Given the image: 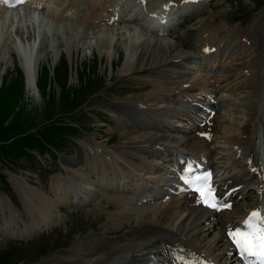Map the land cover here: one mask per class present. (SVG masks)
<instances>
[{"label":"rangeland","instance_id":"1","mask_svg":"<svg viewBox=\"0 0 264 264\" xmlns=\"http://www.w3.org/2000/svg\"><path fill=\"white\" fill-rule=\"evenodd\" d=\"M137 1L48 0L39 9L27 7L5 16L4 9L0 8V264H45L79 259L82 257L76 254L77 251L93 252V240L105 239L120 245L138 222L139 226L147 222L144 217L124 216L120 218L123 225L113 227L118 216L112 198L125 186L117 184L111 176L107 177L109 184L100 185L98 175L108 173L90 167L94 157L102 155L106 160L108 152L121 146L123 137L122 131H119V120L122 116L118 115L117 108L132 100L146 102L150 95L164 97L166 101L162 106L190 102L193 96L199 95L194 87L195 80L198 78L206 84L213 79V75L215 82L217 78L222 80V77H227L225 84L233 89L230 101L217 103L215 110L218 113L225 108L242 111L255 107V100L254 103L250 101L253 89L239 83L259 70L263 71L255 76V83L258 90H264V67L262 69L259 63L264 54V0H215L206 3L199 8L198 15L185 20L169 36L163 37L145 29ZM146 1L156 3L162 0ZM67 6H70L69 11H61ZM117 6L123 11L121 19L126 20L106 25L107 16ZM149 6L147 4L146 7ZM99 7H103L101 17L91 19V12ZM69 24H76L83 33L78 31V38L75 39L71 33L66 37L68 31L65 29L57 31L56 27ZM215 26H222L228 32L220 44L219 55L224 56L221 57L222 66L212 75L202 74L203 77H193L196 74L186 69L192 67L191 60L182 61L188 67L181 66L190 74L180 72L181 69L175 66L166 68L171 71L169 74L164 73V68L159 70L157 67L139 69L135 73L119 72L129 53L128 46H123L124 59L119 61L117 51L100 52L96 41L90 39L93 36L91 33L98 28L126 27L138 30L152 40L182 42V58H185L199 53L196 47L199 36L213 31ZM120 33L124 35L127 32L122 30ZM120 33L116 35L120 36ZM204 34L202 39L207 37ZM22 41L26 47L35 46L32 67H36V74L31 92L27 90L25 74L20 67ZM142 43L137 42L134 51ZM207 44L217 46L216 42ZM13 52L15 55H12ZM104 52H107L106 55ZM232 52L236 53L232 55ZM164 80L170 83L168 91H158V81L162 83ZM174 81H179L181 86L174 85ZM221 93L218 89V94ZM224 94L229 93L225 91ZM203 98L200 95L199 99ZM130 116L139 119L137 115ZM35 139L55 141L51 142V148H39ZM222 142L221 136L217 135L210 145L209 149L214 151L212 153L216 158ZM206 151L207 148L201 150L203 153ZM221 165L222 161H216V166ZM151 177L142 176V179L156 185L165 174L158 169ZM250 193H246L247 197L253 200V193ZM41 195H44L42 197L51 211L45 222L39 212L43 210L39 200ZM251 199L232 200L231 211L218 215L217 219L223 221L226 217H233L237 220L253 203ZM27 212H31L29 217ZM19 215L29 228L31 222L37 224L27 237L18 235L25 228L22 222L17 224L15 221ZM49 224L51 226L47 228L45 225ZM17 225L18 229L15 228ZM201 225L207 230L199 236L202 244L215 241L218 229L208 231L210 224L203 222ZM13 235L24 239L14 238ZM218 250L215 252L218 253Z\"/></svg>","mask_w":264,"mask_h":264},{"label":"bare ground","instance_id":"2","mask_svg":"<svg viewBox=\"0 0 264 264\" xmlns=\"http://www.w3.org/2000/svg\"><path fill=\"white\" fill-rule=\"evenodd\" d=\"M45 1L47 0H28L25 6L19 8L21 9L26 6H29V8L34 6L36 8ZM140 1L141 0L137 3L139 9L140 6H142L140 5ZM167 2L168 1L160 3L154 7L152 3L146 2L145 7L142 8V10H145V13L142 14L143 18L141 22L145 25L154 23L158 26L166 27L171 23L178 25L185 19L193 18L198 15L199 8L208 1L183 0L175 7H167L168 12H163L160 7L163 4H167ZM147 4L150 5L148 8L146 7ZM68 7L70 6L63 8L61 11H69ZM2 9L5 11L4 16L9 13H14L15 11L5 8ZM102 10L103 7L93 10L90 15L91 19H99ZM63 12H61V14ZM121 12L123 11L117 6L113 10V14L107 16V19H110L109 17L114 14L119 18ZM159 13L165 14V25L154 22L155 18L153 15L157 16ZM56 28L57 31L63 29L67 30L66 37L71 33L72 37L75 39L78 38V31H81L76 24L58 26ZM214 28L215 29L210 33L206 32L204 34L200 31L201 35L199 36L198 45H202V48H204L207 43L216 42L217 46H215V44L211 45L209 48L214 46L216 51L206 54H204L199 47V57L197 58L196 64H194L193 74L195 72L197 73V71H202L206 66L213 67L216 62L219 61L218 50H220L222 46L220 45L221 41L228 32H223L222 26ZM122 30H125L127 33L124 35L121 34L120 32ZM93 32L95 33H91V36H93L90 37V39L96 41V46L99 48L100 52L105 50L117 51V58L119 61L120 59H124L123 46H125V44L126 47L128 46L129 53L127 52V58L126 60L124 59L123 67L119 72L135 73L138 72L139 69L151 70L157 67L159 70H163L164 68V73L169 74L171 71L166 69L169 66H175L181 69L182 65L187 66L182 63V61L187 62L194 58L192 57L194 55L184 56L186 59L182 58L184 55L182 42L176 43L172 41L173 43H170V41L168 42L165 39L152 40L135 29L122 27L119 29L106 30L98 28ZM117 33H120V36H117ZM203 34L207 36L205 39H202ZM57 35L59 36V34ZM84 35H87L85 31ZM115 41L118 42V45H116L117 42L114 43ZM140 41L141 43L143 42L141 44L142 46L138 48L137 51H134L135 46L138 45L137 42ZM113 43L115 45L112 46ZM22 46L23 56L19 58L20 67L25 74L27 90L31 92L34 88L33 76L36 74V67H32L34 66L32 65V51L35 46L32 44L30 45L31 47H26L23 41ZM242 46L244 47L246 45L243 44ZM14 52L12 55H15ZM18 52L19 50L17 54H19ZM105 53L107 52H104V54ZM235 53L236 52H232V55ZM260 58L259 63H261L263 69L264 54H262ZM262 71L263 70L257 71L254 75L248 76L243 82L239 83V85L245 84L253 89V91L250 92V101L254 103L255 100L256 105L251 109L241 111L240 109L231 110L230 108H225L221 113H213L211 115V112L207 111V109L198 108V106L195 105V103L204 101V98L199 99L193 96L190 102L189 100L183 101V104L168 107L162 106L165 104L166 99L164 97L162 98L161 95H150L146 102H135L132 100L120 109L117 108L118 115L122 116L121 121L119 120V122H121V130L119 131H122L121 135L123 137V141L120 143L121 146L108 152L106 156L108 158L106 160L102 158V155L94 157L91 164L92 166L90 167L95 170H99L100 168V170L102 169V171L108 173L107 175H103V173L102 176L98 175V182L100 185L109 184L107 177L111 176L117 184L123 183L122 185L125 186L121 191L122 193L118 192L112 198L114 200V206L117 208L116 214L118 216L114 219L115 223L112 224L114 225L113 227L119 228L122 226V219L120 218L124 216L144 217L147 218V222L141 226H139L138 222V224L126 234L125 239H123V244L110 243V241H104L105 239H100V241H98L99 239L93 240L92 243L95 246L93 252H76V254L80 255L82 258L75 260H59L56 263H46L171 264L173 263L172 258L179 253L182 257L198 259L199 261L212 264H222L225 256L232 253L227 240L228 230L235 222L234 218L226 217L223 221L218 220L215 214L206 210L196 202L195 195L186 193L182 188H179L175 175L172 172L170 175L168 171L164 172V168L167 165H172L174 162L172 156H174L175 153H185L186 156L189 155L193 159H200V150L209 145L207 142L208 140L204 139V137L206 135L210 137V143L213 144L217 135H219L221 139H223V142L222 146H220L217 150L218 152L215 154L218 156V158L215 157V161H222V166H216L210 154L204 159H206L205 161L210 167L215 165L214 173L218 177L217 187L220 196H226L230 199L245 198L247 201V199L251 198L247 197L246 193L249 192V194H251L250 192H252L253 200L251 199V201L254 203L249 204L247 209L250 211L255 207L261 206V204L264 203V179L263 169L259 159V149L263 143L264 90H258L257 83H255V76L260 73L262 74ZM180 72L190 74L185 71V69H181ZM195 76L200 75L196 74L193 77ZM215 78L216 77L213 76L211 81L206 82V84L213 83L210 87H208L209 85H206L204 81L202 82L197 78L194 86L197 90L196 92H198L199 95H206L209 93L215 94L214 91L219 89L222 91L220 95H225L224 92L228 91L229 94L225 96L217 94L216 99L219 102L221 100L230 101L233 95L231 90L233 89H229L228 85L225 84V78L227 77H222V80L217 78V82H215ZM179 81H182V79H179ZM179 81H174V85L181 86ZM158 83H160L158 85L159 90L156 89V91H160V89H162L163 92L168 91L167 85L170 83L166 80L162 83L158 81ZM193 84L194 81L191 83V87ZM259 88H261V85ZM192 90L195 91L194 89ZM186 91H188V89ZM157 104H159L158 107ZM203 106H205V104H203ZM196 108L197 110L194 111ZM192 109L193 111H191ZM131 114H133V116H139V119H133V117L130 116ZM190 114H195L200 118V123H197ZM203 119H205V122H203ZM176 123H180L181 127L178 128L174 126ZM211 152H213V150ZM174 166L175 164L172 165V167ZM159 167L165 174L162 181H157L158 183L156 185H149L147 181L142 179V176L150 178ZM168 175L170 179L167 180ZM58 187L59 185L57 188ZM42 196L44 197V195H41L39 200L42 203L43 210L39 212L41 220L45 222L51 211L48 209ZM30 213L31 212H27L28 217ZM141 213H143V215L139 216ZM15 221L17 224L22 222L25 225L24 230L18 232L20 236L27 237L36 229V223L31 222L29 224L30 228L26 226L21 215H19ZM203 222L208 225L210 224L208 231L218 229V232L216 231L215 241L202 244L199 236H203V234L207 232L206 228L201 225ZM45 226L49 228L51 225ZM15 228L18 229V225L15 226ZM13 236L14 238L24 239L22 237H16L15 235ZM216 250L219 252L216 253ZM159 257L162 258L164 262H159ZM229 262L230 264H239L236 259H232Z\"/></svg>","mask_w":264,"mask_h":264},{"label":"snow or ice","instance_id":"3","mask_svg":"<svg viewBox=\"0 0 264 264\" xmlns=\"http://www.w3.org/2000/svg\"><path fill=\"white\" fill-rule=\"evenodd\" d=\"M10 7H15L21 0H2ZM209 49H205V52ZM255 171V170H254ZM183 185L193 191L201 203L220 210L230 205L219 204L213 195V187L210 184V174H195V166L188 165L185 174L181 177ZM228 236L233 245L237 248L241 258L248 264V258H255L258 264H264V207L253 210L242 224L234 229H230ZM173 264H193L192 261L182 257L179 253L173 258Z\"/></svg>","mask_w":264,"mask_h":264},{"label":"trees","instance_id":"4","mask_svg":"<svg viewBox=\"0 0 264 264\" xmlns=\"http://www.w3.org/2000/svg\"><path fill=\"white\" fill-rule=\"evenodd\" d=\"M39 138L43 139L42 136H40ZM36 145L40 148L41 146L42 147H48V148H51V146H53L51 142H54L55 140H49V139H46L47 142H44L43 140H38V139H35L34 140ZM26 149V148H25ZM29 150V149H28ZM1 176V175H0Z\"/></svg>","mask_w":264,"mask_h":264}]
</instances>
